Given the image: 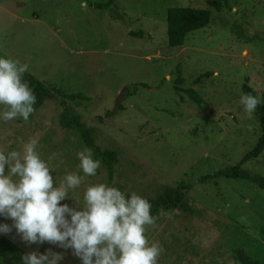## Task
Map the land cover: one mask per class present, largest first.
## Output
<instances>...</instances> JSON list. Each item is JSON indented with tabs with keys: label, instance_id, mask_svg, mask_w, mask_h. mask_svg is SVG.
<instances>
[{
	"label": "rangeland",
	"instance_id": "rangeland-1",
	"mask_svg": "<svg viewBox=\"0 0 264 264\" xmlns=\"http://www.w3.org/2000/svg\"><path fill=\"white\" fill-rule=\"evenodd\" d=\"M91 1L109 0H87V9L80 0H0V52L64 95L86 96L67 104L101 149L120 153L114 183L125 193L154 198L166 187L189 185L191 210L166 211L147 227L149 241L162 246L158 264H240L241 237L264 243V189L245 179L200 178L241 162L261 136L255 112L245 114L239 98L246 83L259 96L264 91V0L223 1L220 12L214 0H117L110 11ZM175 6L213 13L184 45L170 47L167 11ZM189 88L202 95L201 106ZM61 101L54 93L27 121H0V148L19 150L37 138L43 157L56 154L57 182L80 171L77 152L87 148L77 131L61 127ZM243 168L264 175V151ZM97 182L109 184L102 161L76 194L82 199ZM62 203L75 206L71 198ZM50 247L64 251L27 245L13 230L0 235V264H20L23 254ZM60 264L80 261L68 250Z\"/></svg>",
	"mask_w": 264,
	"mask_h": 264
},
{
	"label": "clouds",
	"instance_id": "clouds-1",
	"mask_svg": "<svg viewBox=\"0 0 264 264\" xmlns=\"http://www.w3.org/2000/svg\"><path fill=\"white\" fill-rule=\"evenodd\" d=\"M87 9V0H80ZM27 64L0 54V121L22 118L27 121L35 111L36 95L24 79ZM264 100L250 93L239 98L248 116ZM39 141L30 137L19 150L0 148V235L13 230L27 245H54L64 251L47 248L29 251L20 264H60L71 251L80 264H158L162 246L149 241L148 226L156 217L150 200L136 192L126 194L115 184H88L82 199L76 194L86 177L96 176L101 161L92 150L77 152L79 172L66 173L57 182L52 161L38 150ZM71 198L75 206L62 203Z\"/></svg>",
	"mask_w": 264,
	"mask_h": 264
},
{
	"label": "trees",
	"instance_id": "trees-1",
	"mask_svg": "<svg viewBox=\"0 0 264 264\" xmlns=\"http://www.w3.org/2000/svg\"><path fill=\"white\" fill-rule=\"evenodd\" d=\"M117 0H109L108 2H96L91 1L90 5L94 8L110 11L115 6ZM228 0H214L213 7L218 12L223 9L222 2ZM212 10L208 8L199 7H183L175 6L170 7L167 11V35L168 45L170 47H179L185 44L187 36L198 29L208 26L212 20ZM134 35L140 36L142 33L133 32ZM0 54H2L0 52ZM206 75H211L206 73ZM200 78V77H199ZM199 78L195 80L199 82ZM24 79L29 83V86L33 89L37 99L34 109H39L45 104L47 98L52 97L54 93H58L62 98L61 106L63 107L60 115V124L64 129L77 131L86 145L87 148L93 151L94 157L103 162L108 171V183L115 184V171L116 165L119 161L120 153L116 150H103L97 144L95 140L94 130L89 127L82 117L67 104V100L76 101L78 99H87L83 94H70L64 95L61 91L55 90V88L46 85V83L38 79L35 75L26 72L24 73ZM184 82L183 78L177 80L175 85L176 90H181L180 84ZM136 89V88H135ZM245 94H252L264 100V91L259 96L257 92L247 83L243 86ZM131 95L129 91L127 93ZM187 96L201 106L204 103L202 95L194 88L186 89ZM120 108V105L118 106ZM112 114L109 112V115ZM255 115L260 122L261 136L257 143L236 165H231L220 170H217L214 174H207L200 178V182L204 183L213 178H228V179H245L261 189H264V175L247 170L243 168V164L259 157L264 151V104H261L255 110ZM121 190L119 185L115 184ZM189 185L182 183L176 187H166L165 190L154 198L146 197L152 204L151 213L157 218L162 213L179 209L182 211H190L188 203L186 202V189ZM127 194V193H126ZM235 257L240 264H264V243L260 240L250 236L241 237L238 246L235 249Z\"/></svg>",
	"mask_w": 264,
	"mask_h": 264
}]
</instances>
